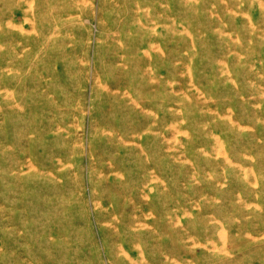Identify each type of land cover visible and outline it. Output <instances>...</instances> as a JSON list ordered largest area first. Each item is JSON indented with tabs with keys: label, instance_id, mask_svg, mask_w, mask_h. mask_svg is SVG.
<instances>
[{
	"label": "rangeland",
	"instance_id": "374dc122",
	"mask_svg": "<svg viewBox=\"0 0 264 264\" xmlns=\"http://www.w3.org/2000/svg\"><path fill=\"white\" fill-rule=\"evenodd\" d=\"M0 264H264V0H0Z\"/></svg>",
	"mask_w": 264,
	"mask_h": 264
}]
</instances>
